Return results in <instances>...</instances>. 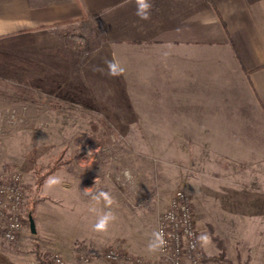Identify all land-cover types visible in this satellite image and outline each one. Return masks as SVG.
I'll return each instance as SVG.
<instances>
[{"label": "rangeland", "instance_id": "374dc122", "mask_svg": "<svg viewBox=\"0 0 264 264\" xmlns=\"http://www.w3.org/2000/svg\"><path fill=\"white\" fill-rule=\"evenodd\" d=\"M88 28L38 32L33 43L17 48L44 66L53 82L47 88L37 84L22 95L0 82V165L20 168L25 191L24 232L14 243H0V264H41L38 252L52 264L56 254L64 264H82V253L111 247L122 252L121 261L89 264L155 259L158 249L148 246L156 242L158 215L179 190L191 196L204 256L264 264L262 135L139 132L145 111L131 110L130 94L118 95L102 74L95 84L84 79L83 60L101 41L89 38ZM49 176L61 183L46 188ZM102 191L111 205L93 200ZM107 212L115 219L96 231ZM197 264L214 263L200 258Z\"/></svg>", "mask_w": 264, "mask_h": 264}, {"label": "crops", "instance_id": "0c3cea01", "mask_svg": "<svg viewBox=\"0 0 264 264\" xmlns=\"http://www.w3.org/2000/svg\"><path fill=\"white\" fill-rule=\"evenodd\" d=\"M149 3L141 20L135 0H0V37L89 27L101 41L84 79L102 74L130 94L131 110L145 111L139 132L262 135L263 151L264 0ZM109 61L124 71L110 75Z\"/></svg>", "mask_w": 264, "mask_h": 264}, {"label": "built area", "instance_id": "2783aa9c", "mask_svg": "<svg viewBox=\"0 0 264 264\" xmlns=\"http://www.w3.org/2000/svg\"><path fill=\"white\" fill-rule=\"evenodd\" d=\"M0 111V127L4 119ZM17 115L11 113V119ZM22 171L7 163L0 165V243H14L24 232L22 211L25 205V191ZM163 233L164 245L158 248L155 259H134L132 264H197L200 261V234L194 219L191 196L183 190L177 191L168 207L158 215L157 233ZM1 249V244H0ZM123 258L118 248L102 252L97 249L82 253L79 261L89 264L103 259L119 262ZM54 264H64L59 255H54Z\"/></svg>", "mask_w": 264, "mask_h": 264}, {"label": "trees", "instance_id": "16d2710c", "mask_svg": "<svg viewBox=\"0 0 264 264\" xmlns=\"http://www.w3.org/2000/svg\"><path fill=\"white\" fill-rule=\"evenodd\" d=\"M34 38V35L28 31L0 37V82H9L11 88L22 95L30 93L37 84H40L42 88H47L52 82L42 64L17 52V48L33 43ZM54 170L51 168L43 174L38 179V184H42L43 179L52 174ZM199 256L204 260H212L214 264H222L224 260L223 256H204L201 251ZM38 258L41 264H52L41 252H38Z\"/></svg>", "mask_w": 264, "mask_h": 264}, {"label": "clouds", "instance_id": "9594fccd", "mask_svg": "<svg viewBox=\"0 0 264 264\" xmlns=\"http://www.w3.org/2000/svg\"><path fill=\"white\" fill-rule=\"evenodd\" d=\"M136 3V12L135 15L137 17H139L141 20H148L150 19V9L152 8V4L149 3V0H135ZM108 63V67L110 69V75H119L120 73H122L124 71L123 68H120L118 64L113 63L111 61L107 62ZM91 152V151H90ZM89 152V153H90ZM124 175L126 177L130 178V173L126 170ZM61 183V179L57 176H49L47 178V180L45 181V187L46 188H52L55 185H59ZM86 194H89L91 192V189H86L85 190ZM100 197H103L104 202L106 203V205H111L113 203L112 198L110 197V195L107 192L102 191L100 193V196H94L93 200H95L96 202H99ZM92 211H95V209H91ZM115 217L111 212H107L105 213L103 216H101L98 221L96 222V224L94 225V229L96 231H106L108 228L109 223L114 220ZM154 237L156 242H151L149 244V250L150 251H155L158 248L162 247L165 243L164 239H163V233L158 232V233H154ZM201 239L205 242H207V237H201Z\"/></svg>", "mask_w": 264, "mask_h": 264}, {"label": "water", "instance_id": "95a60500", "mask_svg": "<svg viewBox=\"0 0 264 264\" xmlns=\"http://www.w3.org/2000/svg\"><path fill=\"white\" fill-rule=\"evenodd\" d=\"M30 227H31V231L32 233H36V224L33 218H30Z\"/></svg>", "mask_w": 264, "mask_h": 264}]
</instances>
